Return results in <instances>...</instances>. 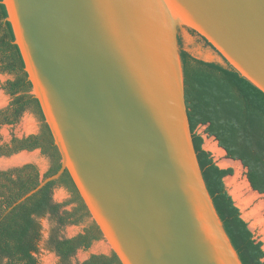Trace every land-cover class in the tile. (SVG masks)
<instances>
[{
  "label": "water",
  "instance_id": "1",
  "mask_svg": "<svg viewBox=\"0 0 264 264\" xmlns=\"http://www.w3.org/2000/svg\"><path fill=\"white\" fill-rule=\"evenodd\" d=\"M2 3L61 166L0 218L67 170L122 264H241L197 161L177 30L264 92V0Z\"/></svg>",
  "mask_w": 264,
  "mask_h": 264
},
{
  "label": "trees",
  "instance_id": "2",
  "mask_svg": "<svg viewBox=\"0 0 264 264\" xmlns=\"http://www.w3.org/2000/svg\"><path fill=\"white\" fill-rule=\"evenodd\" d=\"M7 17L6 5L0 0V71L13 75L1 84V88L12 98L6 107L0 109V125L16 123L23 112L29 109L39 117L40 126L36 133L13 136L8 142L0 144V155L40 149L50 161L44 174L46 177L60 168L61 156L40 102L31 92L32 82L28 78L20 48L14 42L15 34ZM177 42L186 112L206 189L241 264H264L262 242L254 237L225 187L224 177L232 174V168L220 167L211 153L202 147L203 137L196 132L198 126L204 125V132L214 137L220 146L208 140V148L217 158L223 155L225 149L228 158L238 160V165L242 164L246 168V177L253 189L264 194V92L221 55V62L205 61L182 49L179 38ZM240 169L241 166L236 169L239 174ZM39 180V171L32 163L0 170V216L8 206L36 187ZM58 184L70 190L71 201L75 203L71 209H62L63 204L52 200V189ZM234 196L238 200L242 197L239 204L250 203L258 198L255 191L244 185L235 191ZM260 202L264 209V201ZM46 214L53 217L58 226L78 224L90 218L67 170L0 218V264H39L36 256L41 238L38 217ZM101 238L99 227L90 220L81 232L71 237H60L57 230H53L47 245L62 263H67L78 249H86ZM73 264L122 263L111 251L108 254L93 253Z\"/></svg>",
  "mask_w": 264,
  "mask_h": 264
},
{
  "label": "rangeland",
  "instance_id": "3",
  "mask_svg": "<svg viewBox=\"0 0 264 264\" xmlns=\"http://www.w3.org/2000/svg\"><path fill=\"white\" fill-rule=\"evenodd\" d=\"M177 38H179L181 48L189 52L191 55L201 58L205 61H222L220 54L194 30L189 28H178ZM12 77V74L0 71V109L6 107L12 98L1 88V84L5 80L11 79ZM39 126V117L29 109L25 110L16 123L0 125V144L8 142L13 136L21 137L23 135L36 133L39 129ZM204 128L205 126L201 125L196 129V132L200 133L203 137L202 147L211 153L214 161L219 166L223 168H232V174L224 177L225 187L232 196L234 203L238 206L241 215L247 222L248 227L252 231L254 237L262 242V248L264 250V209L260 202V200L264 201V196L257 193L258 198L254 201L246 204H239L242 197L238 200V198L234 196L235 191L239 190L242 185L247 186L249 190H252L247 183L246 168L242 164L238 165V160L228 158L225 153H223L221 157L217 158L213 151L207 146L208 140H213L215 143H217V141L214 139V137L208 136L207 133L204 132ZM227 160H229V162ZM26 163H32L37 167L39 171V178L44 176L45 172L50 166L49 158L42 154L40 149L20 150L10 155H0V170L20 167ZM240 166L241 169L239 174L236 172V169L237 167L240 168ZM52 190V200L54 202L63 204L62 209H71L75 205V203L71 201V192L66 186L58 184L54 186ZM255 214L256 216L253 217ZM256 218L258 219L255 220ZM90 220H92L91 217L82 223L58 226L56 220L48 214L38 217V221L41 225V238L38 244V251L36 253L38 263L73 264L78 261H83L93 253L108 254L110 252V248L103 237L92 242L90 247L86 249H78L68 259L67 263H62L59 256L47 245V239L53 230H57V233L60 237H71L81 232L84 226Z\"/></svg>",
  "mask_w": 264,
  "mask_h": 264
},
{
  "label": "bare ground",
  "instance_id": "4",
  "mask_svg": "<svg viewBox=\"0 0 264 264\" xmlns=\"http://www.w3.org/2000/svg\"><path fill=\"white\" fill-rule=\"evenodd\" d=\"M208 55V54H207ZM22 159V158H21Z\"/></svg>",
  "mask_w": 264,
  "mask_h": 264
}]
</instances>
